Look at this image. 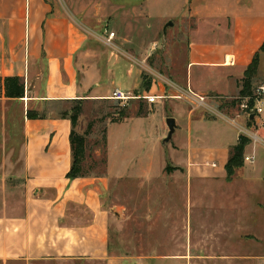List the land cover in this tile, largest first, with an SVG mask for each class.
I'll list each match as a JSON object with an SVG mask.
<instances>
[{
	"label": "crops",
	"instance_id": "crops-1",
	"mask_svg": "<svg viewBox=\"0 0 264 264\" xmlns=\"http://www.w3.org/2000/svg\"><path fill=\"white\" fill-rule=\"evenodd\" d=\"M169 20L173 24L168 28L176 27L186 39L183 77L178 84L197 95L215 97L218 105L238 95L244 70L264 42V0H0V77L18 76L24 83L22 98H0V122L4 123L13 108L21 110L19 138L3 130L6 125L13 127L11 119L2 124L0 159L20 160L13 175L20 178L23 190L19 207L0 210V261L122 264L108 250L110 211L105 193L111 178L130 174L114 167L109 128L122 125L125 138L142 139L146 131L137 128L138 124L156 103L145 115L108 123L105 174L93 171L77 178L66 175L71 162L68 112L54 113L51 108L76 99L106 97L115 87L139 90L141 71L132 59L142 62L153 46L149 41L135 44L134 33L162 29ZM109 29L123 34L120 42L113 43L124 53L110 51L102 41V33ZM159 102L160 110L168 111L161 122L164 133L166 118L175 119L169 142L176 147L170 145L171 150L182 149L172 140L175 136L185 138V163L174 165L185 170L190 187L205 175L209 187L217 188L216 178L226 179L224 166L239 133L230 141L221 136L224 140L218 142L215 138L220 134L215 132L213 144L202 148L203 130L209 123L206 111L182 100ZM28 109L44 117L27 118ZM257 135L260 141H250L244 149L243 155L250 160L235 171L240 180L224 185V197L231 199L238 193L229 202L225 199V204L233 209L231 214L237 212L241 227L260 223L264 212V128ZM159 140H163L158 139L160 148ZM165 148L171 164L170 149ZM145 155L147 161L136 176L150 175L152 156ZM228 235L226 239L237 237L238 245L246 244L240 241V232ZM249 240L255 244L261 237L254 235ZM259 241V249L253 252L222 251L218 260L222 264H264ZM211 253L208 257H213Z\"/></svg>",
	"mask_w": 264,
	"mask_h": 264
},
{
	"label": "rangeland",
	"instance_id": "rangeland-1",
	"mask_svg": "<svg viewBox=\"0 0 264 264\" xmlns=\"http://www.w3.org/2000/svg\"><path fill=\"white\" fill-rule=\"evenodd\" d=\"M109 32H111L110 29L106 30L102 36H107ZM134 34L136 35L132 40L135 44L149 41L153 49L142 62L135 58L132 59V63L140 69L141 74L139 90L136 88L130 91L131 94L138 96L147 92L152 80L157 77L171 78L174 82L181 83L186 51V39L181 31L173 26L172 28L167 27L165 33L162 27V29L151 30L148 33L136 32ZM121 35L123 34L115 31L113 41L120 42ZM108 49L118 54L124 53L116 48ZM124 49L130 50L127 46H124ZM260 84H264V51L259 52L258 70L252 80V88ZM154 87H158L157 83ZM109 95L110 93L96 100L82 101V114L79 117L77 131L83 132L89 123L93 124L91 133L87 137L85 167L90 163L89 155L92 157L97 155L95 154L96 148L97 153L100 154L98 146L101 145L102 129L111 120L118 121L121 112L129 116L135 115L140 104L147 112L153 109V106L137 97L119 102L109 98ZM75 105L76 101H70L51 109L54 113L60 110L69 112L70 108ZM160 108L161 102H157L153 112L144 118L141 125L138 124L137 128L146 131L142 139L125 138L124 126L120 124V126L113 124L109 128L110 147L115 157L114 167L116 170L122 168L124 172L130 174L111 178L105 193V203L110 211L109 253L122 260V264H222L220 262L222 259L218 260V256L223 254L222 251H238L240 248L241 252L250 253L259 249V240L255 244L249 240L255 235L261 237L259 242L262 244L264 254V212L260 223H251L241 227L238 223L237 212L231 214L233 209L225 204V199L229 202L235 198V195L236 198L238 197L237 192L233 193L231 199L228 196L224 197V185L240 180L239 177L234 176L235 172L229 179L227 176L226 179L216 178L217 188H214V186L209 187L210 182L207 181L208 178L205 175L200 176L198 185L194 181L190 187V177L180 166H177L180 169L169 173L164 171L166 165L174 167V164L185 163L186 144L185 138L179 140L175 136L172 140L181 145L182 149L172 151L170 145L176 147L172 141L163 144V141L159 140L160 148L157 146L158 139L163 140L168 132V129L165 133L161 129L164 112L168 111L164 109L162 111ZM19 109L20 107L17 106L12 112L6 114L4 123L0 122V133L2 124H7V121L11 119L13 127L9 128L6 125L3 130H11L12 137L17 135L16 138H19L21 121V110ZM204 115L209 118V123L203 130L205 136L200 145L202 148L213 144L215 132L220 134V137L215 138L218 142H223L224 139L221 136H225V140L230 141L236 132L239 133L224 120L220 118L215 120L211 113L205 112ZM237 121L242 122L240 118ZM165 146L170 149L169 156L173 161L171 164L164 153ZM146 152L152 156L150 175L136 176L134 174L139 172L142 163L147 161ZM142 154L143 157H140ZM19 166L20 160L18 159H0V210L13 211L15 206L19 207L23 199L20 178L13 175L14 169ZM94 169L93 171H100L101 166ZM236 232H240V237L243 238L240 241L246 244L238 245V239H235L237 237L234 240L226 239L228 234ZM226 243L231 244L225 245ZM208 251L214 252L211 253L213 257H208ZM0 264H105V262L37 260L29 263L0 261Z\"/></svg>",
	"mask_w": 264,
	"mask_h": 264
},
{
	"label": "trees",
	"instance_id": "trees-1",
	"mask_svg": "<svg viewBox=\"0 0 264 264\" xmlns=\"http://www.w3.org/2000/svg\"><path fill=\"white\" fill-rule=\"evenodd\" d=\"M264 51V42L259 48V51L254 55L250 64L246 67L243 73V78L240 82V89L238 95H250L252 92V80L257 74L258 70V57L259 52ZM24 96V83L22 79L18 76H6L0 77V98L5 97L8 99L12 98H22ZM76 101V105L70 108V111L67 113L68 119L70 121V132H69V145H70V155L71 162L70 167L67 172V177L77 178L88 175L90 172H93V169L97 166H101V170L97 171L98 174H105L106 164H107V139H106V127L102 129L101 136V145L98 146L100 150L99 155H95L91 158L90 163L87 167L86 165V152H87V137L91 133L93 124L89 123L87 128L83 132L77 131L79 117L82 114V101L81 99L73 100ZM142 102V101H141ZM227 102H222L221 108L227 106ZM231 106V105H230ZM147 110L143 109V106L140 104L135 112V116H141L147 114ZM129 115L125 112L120 113V118L117 120H111V122H120L125 117ZM27 118H37L44 117L38 111L28 109L26 111ZM250 143V140L242 134H239L237 141L229 149L228 158L225 163V171L228 179L234 174V172L243 166L244 163V149L245 146ZM97 150V148L95 149ZM180 169L177 166L166 165L164 171L169 173L172 170ZM95 170V169H94Z\"/></svg>",
	"mask_w": 264,
	"mask_h": 264
},
{
	"label": "built area",
	"instance_id": "built-area-1",
	"mask_svg": "<svg viewBox=\"0 0 264 264\" xmlns=\"http://www.w3.org/2000/svg\"><path fill=\"white\" fill-rule=\"evenodd\" d=\"M114 32H109L107 36H102V41L110 48H116L113 43ZM160 80V81H159ZM157 83L158 87L155 88ZM151 90L134 96L130 91H124L118 87L113 88L109 98L119 102L137 97L138 99L147 102L149 105L155 104L160 100L176 99L187 102L189 105L202 108L206 112L211 113L213 117L220 118L235 127L239 134L247 137L251 142L257 143L260 141L257 135L259 128H264V85H257L250 95H236L231 97L227 106L221 108L222 102L217 105L214 103L215 97H207L205 95H197L189 87L181 86L180 84L168 79L157 77L152 80ZM213 100V101H212ZM224 102V101H223ZM231 105V106H230ZM229 108V109H225ZM228 111H233L229 113ZM252 115V118L250 116ZM241 118L242 122L237 119ZM250 160L249 156H244V161Z\"/></svg>",
	"mask_w": 264,
	"mask_h": 264
},
{
	"label": "water",
	"instance_id": "water-1",
	"mask_svg": "<svg viewBox=\"0 0 264 264\" xmlns=\"http://www.w3.org/2000/svg\"><path fill=\"white\" fill-rule=\"evenodd\" d=\"M172 21H167L164 25H163V32L165 33V30L167 27H170L172 26ZM250 118H252V115L250 116ZM166 122V125H167V128H168V132H167V135L165 136V138L163 139V143H166V142H169L171 137H172V134L175 130V127H176V124H175V119L173 117H168L166 118L165 120Z\"/></svg>",
	"mask_w": 264,
	"mask_h": 264
}]
</instances>
